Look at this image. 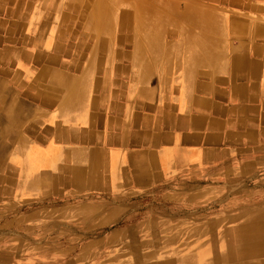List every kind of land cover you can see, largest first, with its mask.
<instances>
[{
  "label": "crops",
  "instance_id": "obj_1",
  "mask_svg": "<svg viewBox=\"0 0 264 264\" xmlns=\"http://www.w3.org/2000/svg\"><path fill=\"white\" fill-rule=\"evenodd\" d=\"M56 5L0 0V203L63 200L71 217L109 207L98 221L111 222L127 201L157 196L177 218L168 222L192 228L216 227L249 200L264 206V0L162 6L211 23L179 21L161 40L176 54L143 59L104 39L74 53L73 25H57ZM205 205L220 210L203 214ZM192 231L181 236L191 238L186 252L204 247V264H215V229L200 242Z\"/></svg>",
  "mask_w": 264,
  "mask_h": 264
},
{
  "label": "rangeland",
  "instance_id": "obj_2",
  "mask_svg": "<svg viewBox=\"0 0 264 264\" xmlns=\"http://www.w3.org/2000/svg\"><path fill=\"white\" fill-rule=\"evenodd\" d=\"M99 1H73L71 2L73 10L67 15L70 18H65L66 0H53L57 3L55 16L57 25H73L74 53H77L76 50L79 54L89 53L91 47L96 45L95 40L102 37L105 49L132 56L136 44L139 43L141 48H145L150 38L144 37L137 26L126 23L124 12L126 8L133 11L135 5L144 4L160 11L158 8L164 4L176 8L191 5V0H102L109 9L107 14L111 15V20L110 25L105 21L106 31L98 38L97 34L88 28L87 23L90 12ZM175 32L176 30L164 33L162 39L171 38L167 34L176 37ZM64 36L66 37V35L62 37ZM155 81L147 79L149 83ZM158 82L161 83V80ZM137 83H141L140 80H137ZM256 203L257 201L249 200L244 206L235 205L232 209L247 212L256 209ZM201 208L203 214L220 210L217 205H205ZM111 211L109 207H105L104 211L95 207H85L82 212L79 209V213L74 210L71 217L70 209L66 210L63 200L28 202L16 196L5 199L0 203V264H169L170 258H179L187 253L181 236L191 229L193 224L168 222L167 219L176 217L169 215L172 210L159 197L155 196L152 200L138 196L117 208L113 217L115 221H98L104 214L107 219ZM82 213L83 218L80 220ZM211 229L217 232L213 225L209 231ZM132 232L137 235L136 238H132ZM156 235L157 237H153ZM132 241L136 242L133 248ZM170 241L175 249L169 245ZM228 252L220 244L216 246L215 253L218 258L220 255L226 256ZM185 259L188 260L186 264L191 262L193 264L192 256L187 255ZM253 263L255 262L251 264ZM217 264L224 262L220 261Z\"/></svg>",
  "mask_w": 264,
  "mask_h": 264
},
{
  "label": "bare ground",
  "instance_id": "obj_3",
  "mask_svg": "<svg viewBox=\"0 0 264 264\" xmlns=\"http://www.w3.org/2000/svg\"><path fill=\"white\" fill-rule=\"evenodd\" d=\"M73 1H76V0H66L67 4H69L67 6V14H69V12L73 10L72 8L73 5L71 3ZM163 6H167V4H164ZM156 10H157L156 8L148 6V5H144V4L135 5L133 11L132 10L130 11L127 8L124 10L125 16H126V23L128 22L131 25L137 26L138 30H140V32L144 34V37L150 38V41L147 40L145 44L146 49L141 48L139 46V43L136 44L134 56H137L138 57L137 59H143V57L146 54L153 55L158 58L166 54L168 55L176 54L174 53L177 51L176 47L174 46L168 47V48L167 46L163 47L161 46V40H162L164 33L174 32L177 28L176 24L185 18H195V21L197 22L196 24L199 25L202 29L209 28V25L211 23V21H209V17L207 16L204 17L203 15L194 16L189 12H184L181 14V16L177 17L174 14H172L171 11H167L165 15V14H160V12H157ZM107 13H109V9L106 8V5L102 0H100L90 12V17L88 19L87 26L92 32H94V34H97L98 38H100L101 34L104 31H106L105 21L108 22L109 24L111 20V15ZM172 16L174 18H172ZM200 42H201V46L199 49L203 53V50H204L203 41H200ZM193 53H194V49L191 51V54ZM159 64L161 65V63ZM155 66L158 67L159 66L158 63H155ZM145 80L146 78L144 75V77L140 79V82L143 83L145 82ZM86 133H88V131ZM27 158L29 162L32 161L33 159L32 153H28ZM147 168L149 167H146V170H145L146 172L148 170ZM139 169L141 171V169L143 168H139ZM81 171H82V168H81ZM139 179H143V178H139ZM3 191L8 193V190L4 189ZM235 213H236L235 215H232L230 217H225L223 219H220V221L215 222L217 233L219 232V230H221L217 234V239L215 240L216 245L220 244L229 252L226 256L220 255L219 258L215 256L216 260L214 262L215 264H217L220 261L224 262V264H251L252 262L260 263L261 261L258 258H262V255H263L262 252L264 251V247L262 244V242L264 241V206L257 207L256 209L251 210V211L248 210L247 212L245 210L242 211V209H240L238 212H235ZM211 223L212 221H207L202 226L197 225L196 227L187 230L186 235L188 233H191V230H193L192 232L196 233V236H200L198 237L197 242L203 241L205 237L208 236V231L210 229V226H212ZM226 225H231V226L226 227ZM128 232L130 231L128 230ZM186 235H184V237L182 238L183 241L185 242L184 245H187L188 240L191 239L190 237H187ZM168 239H172V237H168ZM169 245L171 246L172 249H175V246L173 245L172 241L169 242ZM181 245L183 246V242L181 243ZM128 246L130 245L128 244ZM194 251H195L194 247H190L189 251H187L188 252L187 254H184L179 258H170L171 260H169L168 263L169 264H186L188 260L185 259V257L187 255L192 256L193 254H195ZM207 254L208 253L204 251V247L199 249L196 252L195 256L193 257L194 259L193 264H204L206 261L205 256Z\"/></svg>",
  "mask_w": 264,
  "mask_h": 264
}]
</instances>
